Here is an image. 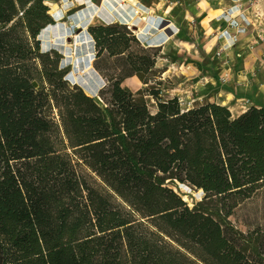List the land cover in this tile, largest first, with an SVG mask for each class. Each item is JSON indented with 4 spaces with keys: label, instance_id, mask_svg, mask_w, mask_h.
<instances>
[{
    "label": "trees",
    "instance_id": "obj_1",
    "mask_svg": "<svg viewBox=\"0 0 264 264\" xmlns=\"http://www.w3.org/2000/svg\"><path fill=\"white\" fill-rule=\"evenodd\" d=\"M49 10L0 0V264H260L229 217L264 187V106L164 98L161 49L120 23L88 28L130 69L92 95L42 51ZM171 181L204 196L190 206Z\"/></svg>",
    "mask_w": 264,
    "mask_h": 264
},
{
    "label": "rangeland",
    "instance_id": "obj_2",
    "mask_svg": "<svg viewBox=\"0 0 264 264\" xmlns=\"http://www.w3.org/2000/svg\"><path fill=\"white\" fill-rule=\"evenodd\" d=\"M45 1L50 7V14L58 8L64 10L66 17L64 20L53 18L54 23L47 25L37 36L41 49L59 50L63 54L62 65L69 67V75L76 81L73 82L69 78L70 82L78 83L89 93L90 85L84 83L79 70L75 68L81 53L80 48L76 46V36L84 35L83 33L88 31L94 12L97 13L96 18L100 13L106 15L109 12L99 8L101 0H82L85 4L80 0ZM126 2L127 0H122L123 6L135 16L134 9L126 6ZM73 4L75 7L70 10L69 6ZM82 5H88V8L81 10ZM141 9L138 8L135 24L143 29L145 21L141 17L148 18V13ZM237 10L238 15H230L228 21L232 23L231 18L240 17L244 19V26L237 24L228 25L226 28L187 29L185 34L180 37L173 36V39L166 42H163L161 37L152 41L153 45L150 47L161 49L156 64L161 83H151L149 86L161 88L164 98L178 96L183 106L218 102L227 105L234 114L253 105L264 106V18L254 17L257 11L254 13L246 10L244 13L236 8ZM124 25L127 24L123 23L121 26ZM129 29L137 32L133 27ZM143 32L151 33L154 29L150 31L147 27ZM144 36L148 38L149 35L140 33L139 46L148 49L150 47L143 42ZM136 46V43H132V48ZM95 52L93 65L95 67V64H98L106 77L101 74V79L91 84L96 87L91 91L92 95L99 94L100 89L108 83V77L114 78L130 72L124 57L109 56L106 52L97 57L96 43ZM226 72L233 74L228 82L222 77ZM123 84L133 91L144 87L135 77L125 79ZM230 94L234 95V99H228ZM147 100L153 107L155 100L150 97H147ZM170 186L181 194L190 206L204 196L202 189L185 183L171 181ZM229 219L233 238H241L238 242L247 254L257 248V258H260V264H264V187L253 197L239 203L232 210ZM237 233L244 236H238Z\"/></svg>",
    "mask_w": 264,
    "mask_h": 264
},
{
    "label": "crops",
    "instance_id": "obj_3",
    "mask_svg": "<svg viewBox=\"0 0 264 264\" xmlns=\"http://www.w3.org/2000/svg\"><path fill=\"white\" fill-rule=\"evenodd\" d=\"M125 1V0H124ZM135 2L128 1L125 3L129 8L135 7L143 8L145 13H148L146 18V24L144 28H147L154 32L145 33L149 35L148 38L144 36V42L148 46H152V41H156L159 37L163 38V42L173 39V36L180 37L185 34L187 29H210V28H226L228 25L237 26V24L245 25L244 19L240 17H234L232 23H229L228 19L232 16L238 15V10L246 13L247 11H257V19L264 18V0H134ZM85 4V1L82 4ZM83 6V5H82ZM143 6V7H142ZM75 5L69 6V9H73ZM100 6L99 8H101ZM88 8L83 6L81 10ZM125 8V6H124ZM121 9V8H120ZM78 10V9H77ZM127 10V9H126ZM128 11V10H127ZM240 12V11H239ZM235 13V14H234ZM131 15V13H130ZM129 15V24H134L136 15ZM97 13L92 15L89 25H108L112 23L127 24L126 20L122 16V13L117 10L115 12L106 13V15L100 13L96 18ZM88 19V18H87ZM156 22L154 24V20ZM234 23V24H233ZM143 24V25H144ZM250 24V23H249ZM142 29V31L144 30ZM134 29V28H133ZM137 31V30H136ZM135 34L138 33L134 31ZM133 77V76H131ZM130 78V77H128ZM127 79V78H126Z\"/></svg>",
    "mask_w": 264,
    "mask_h": 264
},
{
    "label": "bare ground",
    "instance_id": "obj_4",
    "mask_svg": "<svg viewBox=\"0 0 264 264\" xmlns=\"http://www.w3.org/2000/svg\"><path fill=\"white\" fill-rule=\"evenodd\" d=\"M50 5H51V3H50ZM101 6L103 9L107 10L110 14L112 12L119 10L125 19H127V20L129 19L130 12L127 11L126 8H124L122 0H101ZM49 13H50V11H49ZM50 15L57 20H64L66 17L64 10L58 9V8L54 9ZM143 18L146 19V16L142 17V19ZM139 30L142 31L141 26L139 27ZM83 34L84 35L76 36V38H78L76 46L80 48L79 52H81V53L79 54V57H80L79 62L76 61L75 68L79 70L80 75L82 76L84 83L86 85L87 84L90 85L91 87L90 86H88V87L90 88L91 91H93L96 89V87H94L91 84H93V82H98V80L101 79V74L93 65V62H94L95 57H96L95 40H94L93 36L88 31H85ZM81 66H82V68H80ZM133 77H135L139 81V83H142L137 75H134ZM222 77L224 79H226L225 80L226 82H228L233 77V74H231L230 72H226L222 75ZM67 78L68 79L70 78L73 82H76L74 79H72L71 75H69V74H68ZM91 91L89 92L90 94H92ZM233 96L234 95L230 94V98H228V99H234ZM246 109H248V107L243 109V111H245Z\"/></svg>",
    "mask_w": 264,
    "mask_h": 264
},
{
    "label": "built area",
    "instance_id": "obj_5",
    "mask_svg": "<svg viewBox=\"0 0 264 264\" xmlns=\"http://www.w3.org/2000/svg\"><path fill=\"white\" fill-rule=\"evenodd\" d=\"M138 8H139V7H135V8H134V14H135V15L138 14ZM139 9H140V8H139ZM141 10H142V9H141ZM21 14H22V12H21ZM129 15H130V14H129ZM130 16H131V15H130ZM142 17H144V16H142ZM142 17H141V19H142ZM130 18H132V16H131ZM124 19H125V18H124ZM125 20H126V19H125ZM142 20L145 21V24L147 23V22H146L147 19H144V18H143ZM127 22H128V20H126V23H127ZM155 22H156V19L154 20V24H155ZM135 25H137V24L134 23V24L132 25V24L127 23V26H128L129 28H132V27L135 26ZM137 26H138V25H137ZM139 27H140V26H138V29H136V30L138 31V33L136 34L138 37L140 36V33H143L142 31L139 30ZM139 38H140V37H139ZM143 42H144V40H143Z\"/></svg>",
    "mask_w": 264,
    "mask_h": 264
},
{
    "label": "water",
    "instance_id": "obj_6",
    "mask_svg": "<svg viewBox=\"0 0 264 264\" xmlns=\"http://www.w3.org/2000/svg\"><path fill=\"white\" fill-rule=\"evenodd\" d=\"M80 1H82V0H80ZM82 2H83V1H82ZM133 28H134V29H138V26L135 25V26H133ZM39 41H40V39H39Z\"/></svg>",
    "mask_w": 264,
    "mask_h": 264
}]
</instances>
